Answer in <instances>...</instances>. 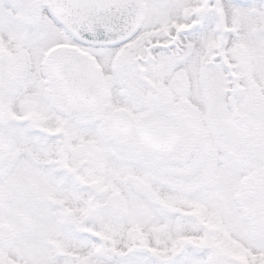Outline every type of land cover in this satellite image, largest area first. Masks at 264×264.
Masks as SVG:
<instances>
[{
	"label": "snow or ice",
	"instance_id": "6c2138e0",
	"mask_svg": "<svg viewBox=\"0 0 264 264\" xmlns=\"http://www.w3.org/2000/svg\"><path fill=\"white\" fill-rule=\"evenodd\" d=\"M0 264H264V0H0Z\"/></svg>",
	"mask_w": 264,
	"mask_h": 264
}]
</instances>
